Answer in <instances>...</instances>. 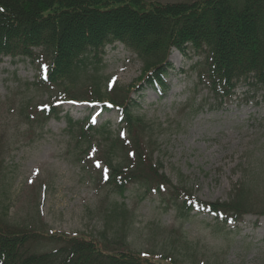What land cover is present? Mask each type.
Returning a JSON list of instances; mask_svg holds the SVG:
<instances>
[{
  "label": "rangeland",
  "instance_id": "374dc122",
  "mask_svg": "<svg viewBox=\"0 0 264 264\" xmlns=\"http://www.w3.org/2000/svg\"><path fill=\"white\" fill-rule=\"evenodd\" d=\"M105 52L101 74L109 86L128 92L134 114L153 128L147 157L172 185H184L205 203L226 202L244 189L250 203L242 221L220 227L194 212L184 219L155 193L131 186L121 197L96 183L95 174L106 171L101 148L75 147L65 117L89 115L116 129L120 112L83 99H58L60 118L31 126L17 113L20 104L44 105L50 94L58 96L57 89L36 90L35 66L4 57L0 209L6 220L41 233L92 236L107 250L140 253L158 264H264L263 91L238 85L231 98L215 102L197 81L198 56L174 48L162 91L146 84L141 61L122 44Z\"/></svg>",
  "mask_w": 264,
  "mask_h": 264
},
{
  "label": "trees",
  "instance_id": "16d2710c",
  "mask_svg": "<svg viewBox=\"0 0 264 264\" xmlns=\"http://www.w3.org/2000/svg\"><path fill=\"white\" fill-rule=\"evenodd\" d=\"M114 43L141 61L144 81L156 89L166 88L168 57L175 48L198 56L197 81L215 102L231 98L238 85L264 94V0H0V63L4 57L28 61L38 71L31 85L58 92L41 106L20 104L17 113L26 123L42 127L60 118L58 99L115 107L121 114L116 129L89 115L65 117L75 147L101 148L106 171L95 174L96 183L121 197L131 186L155 193L184 219L194 212L209 215L220 227L241 222L250 203L244 189L234 190L226 202L205 203L184 185H172L158 162L147 157L152 126L134 114L128 92L109 86L101 74L105 49ZM0 264L158 263L140 253L107 250L92 236L11 224L0 209Z\"/></svg>",
  "mask_w": 264,
  "mask_h": 264
}]
</instances>
